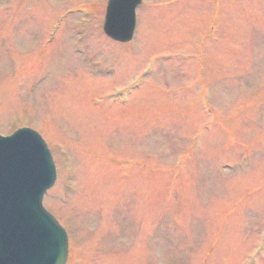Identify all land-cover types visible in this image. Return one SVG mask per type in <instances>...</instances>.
Instances as JSON below:
<instances>
[{"label":"rangeland","instance_id":"obj_1","mask_svg":"<svg viewBox=\"0 0 264 264\" xmlns=\"http://www.w3.org/2000/svg\"><path fill=\"white\" fill-rule=\"evenodd\" d=\"M0 0V131L53 152L69 264H264V0Z\"/></svg>","mask_w":264,"mask_h":264},{"label":"water","instance_id":"obj_2","mask_svg":"<svg viewBox=\"0 0 264 264\" xmlns=\"http://www.w3.org/2000/svg\"><path fill=\"white\" fill-rule=\"evenodd\" d=\"M142 0H110L104 29L117 40L132 39ZM56 180L51 152L29 128L0 135V264H65V229L43 206Z\"/></svg>","mask_w":264,"mask_h":264}]
</instances>
